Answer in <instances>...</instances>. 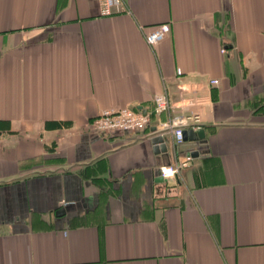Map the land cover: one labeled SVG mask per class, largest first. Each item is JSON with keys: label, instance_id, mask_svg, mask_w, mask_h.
Segmentation results:
<instances>
[{"label": "crops", "instance_id": "crops-1", "mask_svg": "<svg viewBox=\"0 0 264 264\" xmlns=\"http://www.w3.org/2000/svg\"><path fill=\"white\" fill-rule=\"evenodd\" d=\"M125 7L0 0V264H264V0ZM161 24L170 38L149 46ZM163 92L161 122L198 115L196 140L155 134L153 116L138 135L90 127L151 115Z\"/></svg>", "mask_w": 264, "mask_h": 264}, {"label": "built area", "instance_id": "built-area-1", "mask_svg": "<svg viewBox=\"0 0 264 264\" xmlns=\"http://www.w3.org/2000/svg\"><path fill=\"white\" fill-rule=\"evenodd\" d=\"M101 4L102 16H113L126 12L125 0H99ZM145 41L149 46L155 47L167 41L172 33L171 25L161 24L148 29H143ZM225 52V50L223 51ZM180 73V72H179ZM212 84L218 85L219 81H213ZM155 108L153 113L143 115L131 108L108 109L104 110L98 117L90 123L94 132L101 135L112 134L116 132L142 134L151 126L152 116L158 121L157 131H170L175 138L177 145L184 143L185 132L187 128L195 131L200 130L201 119L198 115L186 116L179 115L170 119L167 123L161 122V116L173 108V104L166 92L155 97ZM162 128V129H161ZM193 161V156L188 155L179 160L174 166H164L160 169V176L164 180L174 179L180 176L183 169Z\"/></svg>", "mask_w": 264, "mask_h": 264}, {"label": "water", "instance_id": "water-1", "mask_svg": "<svg viewBox=\"0 0 264 264\" xmlns=\"http://www.w3.org/2000/svg\"><path fill=\"white\" fill-rule=\"evenodd\" d=\"M143 115H147L146 113H144ZM153 131H157L156 128L153 129ZM199 137L200 138H204V131H200L199 132ZM185 141L188 140H196V137H194V135L189 134L188 132H185V137H184ZM154 144L157 146V153H163V154H169L170 151L168 149V146L165 144L164 139L161 136H157L154 140ZM160 173V172H159ZM160 182H163L164 180H162V178H160L159 180ZM57 215L59 217H62L65 215V211L64 210H60L58 211Z\"/></svg>", "mask_w": 264, "mask_h": 264}]
</instances>
